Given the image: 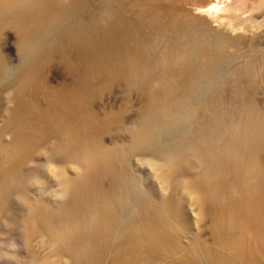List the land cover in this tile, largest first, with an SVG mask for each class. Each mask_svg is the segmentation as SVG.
<instances>
[{
    "label": "bare ground",
    "instance_id": "obj_1",
    "mask_svg": "<svg viewBox=\"0 0 264 264\" xmlns=\"http://www.w3.org/2000/svg\"><path fill=\"white\" fill-rule=\"evenodd\" d=\"M191 1L0 0V264H264V0Z\"/></svg>",
    "mask_w": 264,
    "mask_h": 264
},
{
    "label": "rangeland",
    "instance_id": "obj_2",
    "mask_svg": "<svg viewBox=\"0 0 264 264\" xmlns=\"http://www.w3.org/2000/svg\"><path fill=\"white\" fill-rule=\"evenodd\" d=\"M198 1L200 2V0H194V1H191V2H192V3L195 2L194 4H198V5H199L200 3H199ZM232 2L235 3L236 0H233ZM244 10H245V12H248V14H250V13H249L250 9H248L247 11H246V9H244ZM244 10H243V11H244ZM248 14H247V15H248ZM226 18H227V20H226ZM226 18H225V20H226L227 22H229V23H230L231 20L234 19V17H232V18H231V17H226ZM228 19H229V21H228ZM234 20H235V19H234ZM234 20H233V23L231 22V24L235 25V24H234V22H235V23H236V26H237L238 23H237L236 20H235V21H234ZM238 26H239V25H238ZM238 74H239V73H238ZM240 76H241V75H240ZM241 77H242V76H241ZM230 79L232 80L233 78H230ZM230 79H229V80H230ZM239 80H240L241 84H242V82H245V83L247 82V80H245L244 77H242V78L238 77V80H237V81H236V80H235V82L230 81V82H232V84H231L230 82L228 83V80H227V81H226V80H225V81H222L223 83L226 82V83H224V84H222L221 82L218 84V85H219V90H220V87L222 86V87H221V91L224 92V93H223V96H224V94H226L224 97L222 96V97H223V100H224V102H225L223 105H226V107H227L231 102H232V103H235V104H236V102H237L236 99H235L236 95H235L234 91L236 90V89H235L236 86H237V87H241V86H240V85H241L240 82H239V85H238V84L236 85V83H237ZM233 83H234L235 85H234ZM228 84H229V85H228ZM223 85H224V86H223ZM225 85H228V86H226L227 88L225 87ZM232 85H234L235 88H234ZM244 85H246V84H242V86H244ZM230 86L232 87V90H231ZM246 86H247V85H246ZM246 86H245V87H246ZM224 87H225V88H224ZM233 88H234V89H233ZM229 91H231V92H229ZM225 92H226V93H225ZM232 92H233L234 94H232ZM228 93H229V94H228ZM227 94H228V95H227ZM230 94H232V95H230ZM229 95H230L231 99L235 96L234 99H233L234 102H233V101L230 102V101H229V98H230V97H229V98L226 97V96H229ZM225 97H226V99H225ZM231 99H230V100H231ZM225 100H228V102L225 101ZM227 103H228V104H227ZM232 103L230 104V109H231L233 106H234V107L236 106V105H233ZM223 105H222V106H223ZM227 111H229V109H228ZM9 236H10V237H9V242H10V241H12L11 238H12V236L14 237V234H13V235L10 234ZM7 241H8V240H7ZM6 246H7V247H5V250H6L5 252L11 257L10 260H12V259L17 255V254L15 253V252H16V249H14V247H12V245H10V246H11V247H10V246H9V243H6ZM8 247H9V248H8ZM9 256H8V257H9ZM10 260H7V263H8V264H12V261H10ZM19 260H20V261H19ZM17 261H19V264H21V263H22V264H23V263H24V264H28V263H26L27 260H23V258H21V257L18 258ZM22 261H23V262H22Z\"/></svg>",
    "mask_w": 264,
    "mask_h": 264
}]
</instances>
